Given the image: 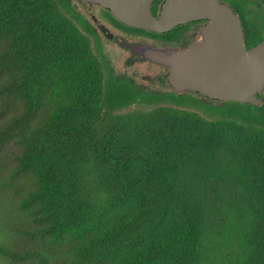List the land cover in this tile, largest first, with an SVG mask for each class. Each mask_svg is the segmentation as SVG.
I'll list each match as a JSON object with an SVG mask.
<instances>
[{
  "label": "trees",
  "instance_id": "1",
  "mask_svg": "<svg viewBox=\"0 0 264 264\" xmlns=\"http://www.w3.org/2000/svg\"><path fill=\"white\" fill-rule=\"evenodd\" d=\"M73 17L68 0H0V153L19 146L12 176L36 177L25 204L42 238L85 237L60 263L42 242L13 248L6 237L24 223L0 218V255L42 264H205L217 215L172 173L180 151L232 141L245 146L243 185L260 220L247 224L238 264H264V165L255 160L264 153V106L142 90L95 52ZM15 96L24 112H11ZM41 105L49 108L37 120ZM133 106L153 112H123Z\"/></svg>",
  "mask_w": 264,
  "mask_h": 264
},
{
  "label": "rangeland",
  "instance_id": "2",
  "mask_svg": "<svg viewBox=\"0 0 264 264\" xmlns=\"http://www.w3.org/2000/svg\"><path fill=\"white\" fill-rule=\"evenodd\" d=\"M93 47V46H92ZM5 43L0 42V53L4 50ZM96 52V50H95ZM109 56L112 59L110 65L114 71L121 75L124 73L122 57L116 53ZM4 78L0 75V89ZM67 97L68 93H60L58 98ZM51 100V97L48 96ZM2 97H0L1 104ZM56 100V98L54 99ZM26 102L13 97L11 100V112L16 114L26 110ZM50 105V104H49ZM49 105H41L37 110V120L42 118V114L49 108ZM161 107L176 109L175 105L162 104ZM151 107L133 106L123 112L137 113V111H149ZM182 110V108H181ZM185 110V109H183ZM188 110V109H187ZM207 120L206 114L201 111L190 109ZM153 111H149L150 113ZM4 112L0 106V121ZM199 150L180 151L176 156L178 161V173H172L173 177L184 187L199 190L203 194L205 205L212 207V213L217 215L216 227L211 230L209 250L205 254V264H238L243 252V236L247 224H260V220L251 213L250 194L243 185V175L247 174L245 146L232 141L216 143V146L198 147ZM20 153V147L7 143L2 147L0 153V218L2 221L10 219L12 221H22L18 231L10 230L6 238L11 246L14 244L28 243L33 246L42 242L43 248L52 257L62 263L73 258L75 249L82 242L85 234L67 235L61 239L51 237H41L35 226L38 224L32 216V209L26 207L28 192L35 187L36 177L33 174H25L19 178L13 175L12 167L16 165V155ZM262 158L264 165V153L256 154L255 160ZM250 160V159H248ZM172 169L170 168V172ZM250 177L245 176L244 182L250 183L258 177L257 171H249ZM198 186L197 188H194ZM255 202V198L251 200ZM254 204V203H253ZM250 210V211H249ZM27 226L25 229L24 227ZM45 238V239H44ZM23 255V251H20ZM0 264H42L36 257L31 259H14L0 255Z\"/></svg>",
  "mask_w": 264,
  "mask_h": 264
},
{
  "label": "water",
  "instance_id": "3",
  "mask_svg": "<svg viewBox=\"0 0 264 264\" xmlns=\"http://www.w3.org/2000/svg\"><path fill=\"white\" fill-rule=\"evenodd\" d=\"M111 11L125 24L162 33L196 17L213 20L211 30L238 27L237 20L217 0H167L159 18L151 12L152 0H89ZM242 43L232 51L203 49L198 42L189 50L178 51L170 46L159 48L143 43H126L134 55L147 61L171 68L169 81L172 88L182 93L198 92L209 99L259 106L258 98L264 90V46L246 52L242 33L234 41Z\"/></svg>",
  "mask_w": 264,
  "mask_h": 264
},
{
  "label": "flooded vegetation",
  "instance_id": "4",
  "mask_svg": "<svg viewBox=\"0 0 264 264\" xmlns=\"http://www.w3.org/2000/svg\"><path fill=\"white\" fill-rule=\"evenodd\" d=\"M166 1L152 0L151 12L156 18L160 17L163 4ZM217 1L220 7L236 18L238 27L234 31L229 27L222 29L220 26H215L211 30L213 24L211 18L196 17L176 25L169 31L158 33L125 24L118 19L111 9L99 3L89 0H68L74 15V24L80 32L89 37L93 48L95 50L100 49L111 64L112 59L110 57L113 56V52L122 57L124 73L121 76L132 80L140 89L147 92L196 97L213 104L228 102L212 100L192 90L182 93L176 92L168 78L172 72L171 68L134 55L133 51L125 44L128 42L143 43L159 48L170 46L182 51L189 50L201 42L203 49L219 50L221 51L220 55H223L222 50L232 51L239 49V45L242 47V43L240 44L237 40L234 41L235 33L237 35L242 33L246 52L260 45L264 46V0ZM258 98L261 100V104L255 107H263L264 90ZM189 109L198 110L196 108Z\"/></svg>",
  "mask_w": 264,
  "mask_h": 264
}]
</instances>
